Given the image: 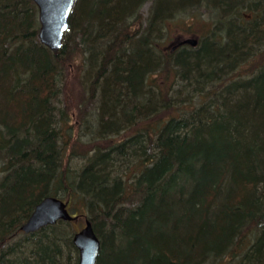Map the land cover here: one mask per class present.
I'll use <instances>...</instances> for the list:
<instances>
[{
    "label": "trees",
    "instance_id": "trees-1",
    "mask_svg": "<svg viewBox=\"0 0 264 264\" xmlns=\"http://www.w3.org/2000/svg\"><path fill=\"white\" fill-rule=\"evenodd\" d=\"M39 28L0 0V264H78L74 221L14 239L46 196L92 221L96 264H264V0H76L57 54Z\"/></svg>",
    "mask_w": 264,
    "mask_h": 264
},
{
    "label": "water",
    "instance_id": "water-1",
    "mask_svg": "<svg viewBox=\"0 0 264 264\" xmlns=\"http://www.w3.org/2000/svg\"><path fill=\"white\" fill-rule=\"evenodd\" d=\"M39 9V40L48 46L55 54L58 53L65 33L69 29V17L76 0H33ZM197 38L188 37L180 40L173 46L176 48L182 44L196 45ZM68 202L57 196L42 198L28 219L21 225V230L26 233L35 232L38 229L58 220H77L79 215H73L68 209ZM73 243L79 250L78 264H96L101 249V240L94 230L93 223L85 218L84 226L75 231Z\"/></svg>",
    "mask_w": 264,
    "mask_h": 264
},
{
    "label": "rangeland",
    "instance_id": "rangeland-1",
    "mask_svg": "<svg viewBox=\"0 0 264 264\" xmlns=\"http://www.w3.org/2000/svg\"><path fill=\"white\" fill-rule=\"evenodd\" d=\"M150 5H151V2L147 1L142 6L141 12L143 13V16H147V14L149 12ZM193 21H194L193 22L194 23L193 29L194 30L197 29L199 31L200 28H201V23L202 22L200 23L196 19L193 20ZM183 23H184V17L183 16H180V17L177 16V18L175 19V22H173V24L174 25H178V27L175 28V27L172 26V28L174 30H176V29L177 30H176L175 33H171V43L173 41H176V40H179V39H185V38H188V37H195L196 36V35H193L190 31L180 28V27L185 28ZM72 40H73V36H71V35L68 36V38H67L68 43L71 42ZM63 41H64V38H63ZM79 69L81 70V68L78 66V64L70 62L69 66L65 67L64 70H63L64 75L66 76L65 78L67 79V81L69 80V82H70V85H69L68 89L69 90L71 89L72 105H74L77 102L82 100L81 99L82 96L79 93H80V89H82L83 86H84V83L82 82L84 79L81 76V81H79V79L77 77ZM81 71H82V73H84V70H81ZM73 77H75V79ZM60 88L63 89V86L61 85ZM61 95H63V94H61ZM82 103L83 104H87L86 100L84 98L82 100ZM68 107H70V106H68ZM88 108L89 107L87 106V107H85L84 110H88ZM70 114L72 116V122H74V120H75V123H80V120H79L80 115H79V110L77 108L72 109V110L70 109ZM92 121H93V119H92ZM77 161L78 162H84V159L81 158V159H78ZM84 222H85V217H81V218H79V220L74 221L73 222V226H71L72 230L74 232L76 230H79L84 225ZM14 239L25 243L26 234L24 232H21V233L17 234L14 237ZM71 254H72V257L76 259L77 256L79 257V250H78V252L77 251H74V252L72 251Z\"/></svg>",
    "mask_w": 264,
    "mask_h": 264
}]
</instances>
